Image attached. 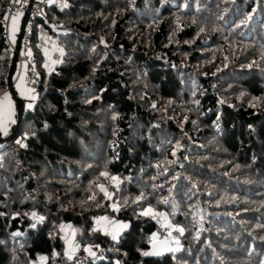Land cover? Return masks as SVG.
I'll use <instances>...</instances> for the list:
<instances>
[{
    "label": "trees",
    "instance_id": "trees-1",
    "mask_svg": "<svg viewBox=\"0 0 264 264\" xmlns=\"http://www.w3.org/2000/svg\"><path fill=\"white\" fill-rule=\"evenodd\" d=\"M29 52L39 90L0 134V264H264V0H54ZM160 213L181 248L144 255Z\"/></svg>",
    "mask_w": 264,
    "mask_h": 264
},
{
    "label": "built area",
    "instance_id": "built-area-1",
    "mask_svg": "<svg viewBox=\"0 0 264 264\" xmlns=\"http://www.w3.org/2000/svg\"><path fill=\"white\" fill-rule=\"evenodd\" d=\"M29 0L26 3H15L14 0H9L6 7V14L3 18L4 33L10 46V52L13 54L15 52V45L10 41V32L8 29L10 19L15 14L19 13L21 15L27 12L29 15L28 22L26 24L25 32L22 36L20 47L18 49L17 64H23V71L25 73V80L28 83L32 94H36L39 90L40 77L35 70V59L33 56H29V35L30 27L33 20L38 16L39 11L42 7L47 4V0H33L32 6L28 8ZM7 17V19H6ZM3 142H0L2 144ZM102 257V253L97 247L85 248L82 252L75 254L72 260L76 263H83L86 260L97 261Z\"/></svg>",
    "mask_w": 264,
    "mask_h": 264
},
{
    "label": "rangeland",
    "instance_id": "rangeland-1",
    "mask_svg": "<svg viewBox=\"0 0 264 264\" xmlns=\"http://www.w3.org/2000/svg\"><path fill=\"white\" fill-rule=\"evenodd\" d=\"M54 2V0H47V5H51ZM28 85V83H27ZM21 91L26 92V102H25V108H31L28 107L30 104H32L33 102V94L30 95V88L29 86L26 87L25 85H21ZM19 96L22 94L18 93ZM7 98H9L10 100H12V96L7 93ZM14 101L11 102V105L14 107ZM32 106V105H31ZM7 107V106H6ZM3 111L0 112V120H2L3 118V112L6 111L5 109H2ZM8 113V117L11 121H15V115H16V110L14 109L12 110H7L6 111ZM12 123H8L7 124V130L9 125H11ZM0 134L1 135H5L4 132L2 130H0ZM1 145V144H0ZM157 217L160 220V223L162 224L163 227H166L167 230L165 232V236L162 237V239L159 238V234L157 232H155L153 234V239L154 242L152 243L151 248L149 249L148 253H150L149 255H157V254H161L164 253L166 251L169 250H179L181 248V243L179 242L178 239V234L173 231L174 230V226L168 221V219L166 218V216L163 213H160L159 215H157ZM100 225L102 227V229L104 230H108V232H112L115 234L121 232L124 229V226L126 225L125 222L122 221H112V220H107L106 218H100L99 219ZM70 225V224H69ZM68 224H64L63 227V237L66 239V241H68L67 243L70 245H72V240H73V231L71 229V226L69 228ZM71 229V230H69ZM70 242V243H69ZM70 249L73 248L72 246H69ZM74 250V249H73Z\"/></svg>",
    "mask_w": 264,
    "mask_h": 264
},
{
    "label": "water",
    "instance_id": "water-1",
    "mask_svg": "<svg viewBox=\"0 0 264 264\" xmlns=\"http://www.w3.org/2000/svg\"><path fill=\"white\" fill-rule=\"evenodd\" d=\"M32 2H33V0H29L28 6H27L28 8H30L32 6ZM28 19H29L28 13L24 12V14L21 18L19 31L17 34L16 44H15V52H14V55L12 57L11 68H10V71L8 74V90L10 91L11 95L13 96L12 100L14 101L17 109H16L15 128H14L13 132L11 133V135L6 140H9L15 136V134L17 133L18 128L20 126V120H21L22 115H23V98L15 96V93H16L15 90L16 89H14V87H13V77H14V75L16 73V69H17L18 49L20 47V42H21L22 36L25 32V28H26V24L28 22ZM0 141H2L1 138H0Z\"/></svg>",
    "mask_w": 264,
    "mask_h": 264
},
{
    "label": "crops",
    "instance_id": "crops-1",
    "mask_svg": "<svg viewBox=\"0 0 264 264\" xmlns=\"http://www.w3.org/2000/svg\"><path fill=\"white\" fill-rule=\"evenodd\" d=\"M17 19H16V25L15 28H13L12 26V17L10 19V23L8 26L9 32H10V41L15 45L16 44V39H17V31H19V26H20V22H21V18L23 15L17 13L14 15ZM14 37V38H13ZM23 64H17V69H16V73L13 77V87L16 89L17 93H21L22 96L20 95V97H22L24 100L26 99V92L21 91V85H25L26 87H28L27 82L25 80V73L23 71ZM9 91L3 93L0 96V109H5L7 110H14V107L11 105L12 100H10L9 98H7V93ZM5 94H6V98H5ZM30 95H32V91L30 90ZM19 96V94H18ZM7 106V107H6ZM2 112V111H0Z\"/></svg>",
    "mask_w": 264,
    "mask_h": 264
},
{
    "label": "snow or ice",
    "instance_id": "snow-or-ice-1",
    "mask_svg": "<svg viewBox=\"0 0 264 264\" xmlns=\"http://www.w3.org/2000/svg\"><path fill=\"white\" fill-rule=\"evenodd\" d=\"M14 2L15 3H26L27 2V0H14ZM6 19H7V17H6ZM16 17L15 16H13L12 17V26H13V28H15V25H16ZM242 23H247V20H245V21H242ZM14 38V37H13ZM28 55L29 56H31V52H29L28 53ZM5 98H6V94H5ZM33 99H35V97L33 96L32 97ZM28 107H31V104L28 106ZM0 111H3L2 109H0ZM14 123V121H11L10 119H9V117H8V113L6 112V111H4L3 112V118H2V120H0V130H2L3 132H4V134L6 135L7 134V124L8 123ZM17 143H20V141H17ZM102 175H107V173H102ZM112 179L113 180H116V177H112ZM100 190L102 191V192H104V194H105V196L107 197L108 196V193H107V191L103 188V186H100ZM115 207V206H114ZM151 210L149 209V210H147L146 212H144L143 214L144 215H147V214H149V212H150ZM34 215V214H33ZM124 227H126V225L124 226ZM179 231H183L182 229H178ZM114 239H115V236L113 237ZM144 255H149L150 253H143ZM41 260H43V259H45L44 257H41L40 258Z\"/></svg>",
    "mask_w": 264,
    "mask_h": 264
}]
</instances>
